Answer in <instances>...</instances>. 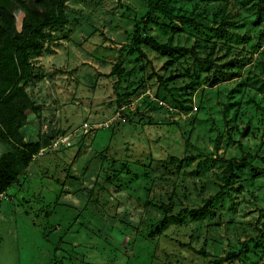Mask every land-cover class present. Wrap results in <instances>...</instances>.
<instances>
[{"label":"rangeland","instance_id":"obj_1","mask_svg":"<svg viewBox=\"0 0 264 264\" xmlns=\"http://www.w3.org/2000/svg\"><path fill=\"white\" fill-rule=\"evenodd\" d=\"M197 3L154 2L146 26L148 0H70L47 25L20 129L44 150L0 194V264H213L264 230V1ZM161 24L210 62L136 43L169 42ZM221 264H264V247Z\"/></svg>","mask_w":264,"mask_h":264},{"label":"trees","instance_id":"obj_2","mask_svg":"<svg viewBox=\"0 0 264 264\" xmlns=\"http://www.w3.org/2000/svg\"><path fill=\"white\" fill-rule=\"evenodd\" d=\"M67 1L70 0H40L42 11L27 7L28 16L21 32L15 28L14 17L11 12L5 7H0V194L10 188L26 167L32 165L34 156L43 147L41 141H26L20 131L27 120V110L33 112L38 110V106L29 96L22 81H27L31 76L30 57L34 54H40L47 35V25L52 24V28H63L68 23L65 13ZM175 1L198 4L197 2H205L206 0H148L149 11L144 17V25L147 26L151 22H155L153 18V11L156 9L154 2L171 4ZM263 1L260 0L261 3ZM163 12L170 19L188 23L197 30L214 28L209 23L204 22L205 19L210 21L204 14L183 11L182 9L174 14L165 9H163ZM259 12L264 15L263 4ZM215 16L214 20L210 22L219 24L218 30L227 31L232 24L230 17L222 15L220 20H217L218 15L215 14ZM161 27L171 31L169 42L161 43L152 36H142L137 28L136 43H144L169 57L189 53L197 61L210 62L200 57L194 46L186 47L174 44L175 35L183 31L181 27L167 24H161ZM247 156L250 155L246 154L239 159L227 160L228 170L234 167V162L246 161ZM226 182L228 185L230 184L229 176H227ZM161 207L165 210L168 209L166 205H161ZM205 208H207V205L197 209L194 215H200ZM167 219L168 214L164 216L162 223L164 224ZM262 247H264V230L260 229L257 236L242 240L237 250L228 252L225 257L214 261L213 264L239 259L252 250H258Z\"/></svg>","mask_w":264,"mask_h":264},{"label":"flooded vegetation","instance_id":"obj_3","mask_svg":"<svg viewBox=\"0 0 264 264\" xmlns=\"http://www.w3.org/2000/svg\"><path fill=\"white\" fill-rule=\"evenodd\" d=\"M0 7H5L11 12L14 17L15 28L17 29L18 24L20 23L22 31L24 29L25 20L28 16L27 7H31L36 11H42V8H40V0H35L34 6L30 3V0H0Z\"/></svg>","mask_w":264,"mask_h":264},{"label":"built area","instance_id":"obj_4","mask_svg":"<svg viewBox=\"0 0 264 264\" xmlns=\"http://www.w3.org/2000/svg\"><path fill=\"white\" fill-rule=\"evenodd\" d=\"M85 126H87V124H85ZM69 143V136L68 135H62L56 139L53 140V142L51 143V147L54 148H58L61 147L63 145H67ZM44 148L42 149L43 152Z\"/></svg>","mask_w":264,"mask_h":264},{"label":"water","instance_id":"obj_5","mask_svg":"<svg viewBox=\"0 0 264 264\" xmlns=\"http://www.w3.org/2000/svg\"><path fill=\"white\" fill-rule=\"evenodd\" d=\"M30 3L34 6L35 5V0H30Z\"/></svg>","mask_w":264,"mask_h":264}]
</instances>
